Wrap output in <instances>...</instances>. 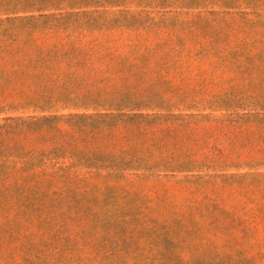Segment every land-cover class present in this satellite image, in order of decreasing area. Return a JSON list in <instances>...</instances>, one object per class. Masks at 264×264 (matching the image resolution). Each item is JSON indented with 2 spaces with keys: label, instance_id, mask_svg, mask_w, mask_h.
Returning a JSON list of instances; mask_svg holds the SVG:
<instances>
[{
  "label": "trees",
  "instance_id": "trees-1",
  "mask_svg": "<svg viewBox=\"0 0 264 264\" xmlns=\"http://www.w3.org/2000/svg\"><path fill=\"white\" fill-rule=\"evenodd\" d=\"M263 13L264 0H0V251L48 264L54 243L81 262L98 238L118 248L109 264H255L181 247L264 248ZM138 239L161 249H120Z\"/></svg>",
  "mask_w": 264,
  "mask_h": 264
},
{
  "label": "rangeland",
  "instance_id": "rangeland-1",
  "mask_svg": "<svg viewBox=\"0 0 264 264\" xmlns=\"http://www.w3.org/2000/svg\"><path fill=\"white\" fill-rule=\"evenodd\" d=\"M195 13H191L189 15H194ZM264 15V13H263ZM69 112L64 111L60 114H68ZM30 112L25 113L23 116H31ZM218 115V114H214ZM182 178V177H179ZM185 197V196H184ZM183 195L181 193H177V198L175 199L174 203L177 204V207H184L182 203ZM32 233V236H35V243L38 245H46V241L49 240L47 236H45L43 233H37L34 228L30 229L29 231ZM122 246L120 249H139L140 252L143 253L141 256L142 259L140 262H148V253L154 251L155 249H161L160 247L154 246L150 240L145 239H138L134 243H121ZM47 249H42L45 254L47 255L48 264H109L107 260V249H118L117 247H104L103 242L101 239H93L92 242L82 247L80 246L78 249L80 251L81 256V262H78L77 258L78 255H76L73 259V263L70 261L69 257H71L68 254H65L61 258L57 255L62 249H59L56 244H48ZM13 248V247H12ZM46 250V251H45ZM205 251H215L220 253H226V254H235L237 251H249L248 257L254 258L255 264H264V248L263 249H204V248H196L191 245H183L181 247L182 255L184 256L185 261L191 259V254L194 252H205ZM19 249H2L0 251V264H25L23 261V257L19 256ZM79 253V255H80ZM13 257V258H12ZM62 261V262H60ZM133 260H129L128 264H133Z\"/></svg>",
  "mask_w": 264,
  "mask_h": 264
}]
</instances>
